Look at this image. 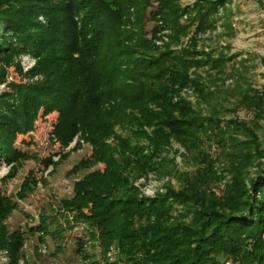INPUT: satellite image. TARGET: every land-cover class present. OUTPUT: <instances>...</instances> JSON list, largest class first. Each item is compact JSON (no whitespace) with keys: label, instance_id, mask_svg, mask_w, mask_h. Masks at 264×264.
Segmentation results:
<instances>
[{"label":"trees","instance_id":"1","mask_svg":"<svg viewBox=\"0 0 264 264\" xmlns=\"http://www.w3.org/2000/svg\"><path fill=\"white\" fill-rule=\"evenodd\" d=\"M182 1L0 0V85L10 68L20 77L0 94V159L12 167L25 160L17 137L55 114L61 147L76 137L91 147L78 168L102 170L84 175L57 204L64 227L55 225L53 239L79 226L106 264H264V169L248 178L255 162L264 163V96L248 86L220 88L227 76L243 78L227 72L231 58L198 50V36L213 34L219 21L233 33L226 0ZM164 30L168 42L157 47ZM24 55L35 60L25 74ZM240 111L254 122L236 119ZM173 145L183 150L185 171L171 170L178 188L145 197L135 182L170 176ZM15 209L0 194V256L8 264L19 263L25 242L6 224ZM28 233L50 234L45 218ZM75 246L82 254L85 241Z\"/></svg>","mask_w":264,"mask_h":264},{"label":"rangeland","instance_id":"2","mask_svg":"<svg viewBox=\"0 0 264 264\" xmlns=\"http://www.w3.org/2000/svg\"><path fill=\"white\" fill-rule=\"evenodd\" d=\"M194 1L184 0L182 4L183 6L191 5ZM261 1L226 0V7L233 13L230 17L233 33L227 36L221 25L223 22L219 21L213 34L198 36L200 37L198 50L212 51L215 56L225 55L231 58L227 72L235 68V71L243 78L240 82L227 76L224 83L219 85L224 90H230L234 86L242 88L248 86L264 96V0ZM151 27L152 24L147 23L146 31H149ZM167 35L168 32L165 30L159 32L156 35L155 45L157 47L165 45L168 42ZM34 64L35 60L28 55L19 59L23 74L33 68ZM19 80L20 77L14 68L7 70V83ZM6 84L0 85V94L8 91ZM182 94L186 95V93ZM186 97L194 102L192 96L186 95ZM231 102L225 105L226 109L233 108ZM55 117V114H51L45 118H39L33 132L17 137L14 148L26 154L27 158L19 161L16 167L0 159V194L12 199L16 205L15 211L6 224L10 231L18 229L23 231L25 237L22 247L23 256L18 264H106L107 260L100 254L97 243H89L81 227L68 225L59 234V240L52 237V230H55L56 224H60L62 229L64 227L63 220L58 215L55 216L57 204L71 198L73 185L84 175L95 170H102L100 164L88 170L78 168V165L89 157L91 147L78 137L67 147H61L52 134ZM222 118L227 120L230 115L224 114ZM235 118L246 124L254 122V114L246 111L237 112ZM258 124L261 128L258 136L264 149V119L258 121ZM209 147L211 154L217 156L213 146ZM174 151L177 153L175 154ZM182 154L183 150L173 145L169 158L174 159V165L168 167L166 173L172 168L178 172L185 171ZM263 169V161L255 162L248 170V178H256ZM170 174V176L148 174L137 180L135 186L145 197H154L157 192H164L167 186L178 188L176 174H172V171ZM26 183L29 184L30 191L24 192L26 197L20 200L17 198L18 193ZM69 217L68 215L67 218ZM41 218H45L50 232L47 236L43 235L42 239L38 233L32 235L28 233L29 229L40 225ZM53 219L56 220V222L54 220L55 223ZM78 238L85 241L82 254L75 252ZM108 258V262L112 263L115 259L114 254L111 253ZM0 264H8L4 253L0 256Z\"/></svg>","mask_w":264,"mask_h":264}]
</instances>
